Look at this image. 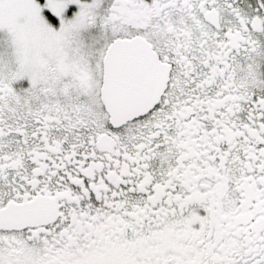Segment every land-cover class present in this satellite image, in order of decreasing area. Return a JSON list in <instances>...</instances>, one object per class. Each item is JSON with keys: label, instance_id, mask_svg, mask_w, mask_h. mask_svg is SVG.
Returning <instances> with one entry per match:
<instances>
[{"label": "snow or ice", "instance_id": "6c2138e0", "mask_svg": "<svg viewBox=\"0 0 264 264\" xmlns=\"http://www.w3.org/2000/svg\"><path fill=\"white\" fill-rule=\"evenodd\" d=\"M0 264H264V0H0Z\"/></svg>", "mask_w": 264, "mask_h": 264}]
</instances>
